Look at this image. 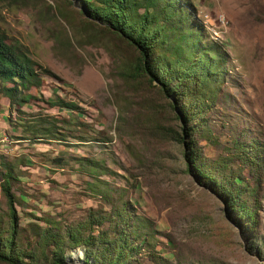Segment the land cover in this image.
Returning a JSON list of instances; mask_svg holds the SVG:
<instances>
[{
    "label": "rangeland",
    "instance_id": "374dc122",
    "mask_svg": "<svg viewBox=\"0 0 264 264\" xmlns=\"http://www.w3.org/2000/svg\"><path fill=\"white\" fill-rule=\"evenodd\" d=\"M186 1L219 60L183 137L207 170L243 188L251 216L186 168L178 103L128 74L136 51L124 38L77 0H0V33L41 76L26 102L0 92V181L9 172L20 243L34 244L30 222L63 229L129 203L146 219L138 264H264V0ZM5 208L0 190L3 221ZM78 249L64 264H80Z\"/></svg>",
    "mask_w": 264,
    "mask_h": 264
},
{
    "label": "trees",
    "instance_id": "16d2710c",
    "mask_svg": "<svg viewBox=\"0 0 264 264\" xmlns=\"http://www.w3.org/2000/svg\"><path fill=\"white\" fill-rule=\"evenodd\" d=\"M77 1L92 19L88 20L100 22L135 49L134 65L128 74L143 75L148 81H155L165 94L174 95L178 103L175 115L184 122L180 124L181 135L178 133L177 139L183 143L181 154L186 168L193 172L197 181L208 184L237 217H250L251 209L247 198L242 196L243 188H235L207 170V162L195 148V142L189 145L190 141L183 137L192 131L191 124H185L191 118L187 106L194 105L193 98L202 97L212 89L219 60V54L212 53L219 43L205 39L192 4L186 0ZM40 83V71L33 67V62L6 42L0 33L2 96L9 104L26 102L33 95L30 88H37ZM8 177L9 172L4 171L0 181L6 203L4 221L0 215V261L64 264L65 251L80 246L83 249L81 264H138L137 255L147 243V238L141 234L146 219L130 212L129 203L110 213L90 212L85 219L63 229L48 220L43 224L30 222L34 244L30 247L27 242L20 243L16 199ZM233 178L238 183L236 179L240 178L237 175Z\"/></svg>",
    "mask_w": 264,
    "mask_h": 264
},
{
    "label": "water",
    "instance_id": "95a60500",
    "mask_svg": "<svg viewBox=\"0 0 264 264\" xmlns=\"http://www.w3.org/2000/svg\"><path fill=\"white\" fill-rule=\"evenodd\" d=\"M76 247H78L80 249V255L74 259H75V261H77L81 264L80 260H81V257L83 256V249L80 246H76Z\"/></svg>",
    "mask_w": 264,
    "mask_h": 264
},
{
    "label": "crops",
    "instance_id": "0c3cea01",
    "mask_svg": "<svg viewBox=\"0 0 264 264\" xmlns=\"http://www.w3.org/2000/svg\"><path fill=\"white\" fill-rule=\"evenodd\" d=\"M1 97H3V96H1ZM3 98H5V97H3ZM6 100H7V99H6ZM2 113H3V112H2ZM0 129H1V130H4V128H3V127H0Z\"/></svg>",
    "mask_w": 264,
    "mask_h": 264
},
{
    "label": "bare ground",
    "instance_id": "6f19581e",
    "mask_svg": "<svg viewBox=\"0 0 264 264\" xmlns=\"http://www.w3.org/2000/svg\"><path fill=\"white\" fill-rule=\"evenodd\" d=\"M79 250V249H78ZM80 251V250H79Z\"/></svg>",
    "mask_w": 264,
    "mask_h": 264
}]
</instances>
